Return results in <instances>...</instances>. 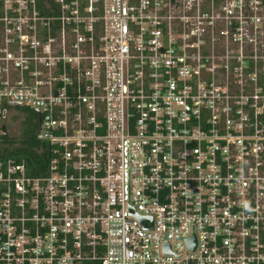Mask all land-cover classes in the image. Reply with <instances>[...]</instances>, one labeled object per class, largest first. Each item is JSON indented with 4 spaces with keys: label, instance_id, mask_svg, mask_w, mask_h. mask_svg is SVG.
<instances>
[{
    "label": "built area",
    "instance_id": "2783aa9c",
    "mask_svg": "<svg viewBox=\"0 0 264 264\" xmlns=\"http://www.w3.org/2000/svg\"><path fill=\"white\" fill-rule=\"evenodd\" d=\"M18 108L0 264H264V0H0Z\"/></svg>",
    "mask_w": 264,
    "mask_h": 264
},
{
    "label": "trees",
    "instance_id": "16d2710c",
    "mask_svg": "<svg viewBox=\"0 0 264 264\" xmlns=\"http://www.w3.org/2000/svg\"><path fill=\"white\" fill-rule=\"evenodd\" d=\"M29 117L22 121L21 136L17 139L12 136L11 129L8 137L4 139V152L1 153L6 158H25L29 162V170L34 174H39L43 169V161L37 152L38 142L36 141L35 126L37 125V114L31 110Z\"/></svg>",
    "mask_w": 264,
    "mask_h": 264
},
{
    "label": "rangeland",
    "instance_id": "374dc122",
    "mask_svg": "<svg viewBox=\"0 0 264 264\" xmlns=\"http://www.w3.org/2000/svg\"><path fill=\"white\" fill-rule=\"evenodd\" d=\"M29 117V111L26 109H20L18 108L17 111H15L9 119V126L11 127V135L15 138H19L21 136V126L22 121ZM35 131H38V126H35Z\"/></svg>",
    "mask_w": 264,
    "mask_h": 264
},
{
    "label": "flooded vegetation",
    "instance_id": "af4514ba",
    "mask_svg": "<svg viewBox=\"0 0 264 264\" xmlns=\"http://www.w3.org/2000/svg\"><path fill=\"white\" fill-rule=\"evenodd\" d=\"M7 126H8V124H7Z\"/></svg>",
    "mask_w": 264,
    "mask_h": 264
}]
</instances>
